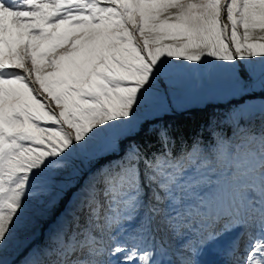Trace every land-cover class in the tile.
<instances>
[{
    "label": "snow or ice",
    "instance_id": "6c2138e0",
    "mask_svg": "<svg viewBox=\"0 0 264 264\" xmlns=\"http://www.w3.org/2000/svg\"><path fill=\"white\" fill-rule=\"evenodd\" d=\"M0 264H264V0H0Z\"/></svg>",
    "mask_w": 264,
    "mask_h": 264
},
{
    "label": "trees",
    "instance_id": "16d2710c",
    "mask_svg": "<svg viewBox=\"0 0 264 264\" xmlns=\"http://www.w3.org/2000/svg\"><path fill=\"white\" fill-rule=\"evenodd\" d=\"M198 121H201V115L193 114L191 117L181 118V121H178L177 123H179L183 129H186L188 132H191L197 126Z\"/></svg>",
    "mask_w": 264,
    "mask_h": 264
},
{
    "label": "rangeland",
    "instance_id": "374dc122",
    "mask_svg": "<svg viewBox=\"0 0 264 264\" xmlns=\"http://www.w3.org/2000/svg\"><path fill=\"white\" fill-rule=\"evenodd\" d=\"M260 63H261V61H259V60L256 61V64H257V65H259ZM221 67H222V66H221ZM144 115H145V114H144L143 112H138V113H137V117H138L139 119H143V118H144Z\"/></svg>",
    "mask_w": 264,
    "mask_h": 264
}]
</instances>
